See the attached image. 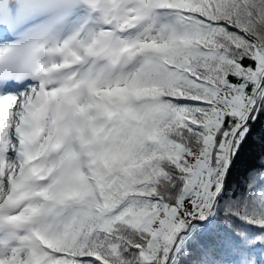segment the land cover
I'll return each instance as SVG.
<instances>
[{"label":"snow or ice","instance_id":"1","mask_svg":"<svg viewBox=\"0 0 264 264\" xmlns=\"http://www.w3.org/2000/svg\"><path fill=\"white\" fill-rule=\"evenodd\" d=\"M0 264H264V0H0Z\"/></svg>","mask_w":264,"mask_h":264},{"label":"trees","instance_id":"2","mask_svg":"<svg viewBox=\"0 0 264 264\" xmlns=\"http://www.w3.org/2000/svg\"><path fill=\"white\" fill-rule=\"evenodd\" d=\"M259 165H260L259 146L251 145L244 158V168H249V167L258 168Z\"/></svg>","mask_w":264,"mask_h":264}]
</instances>
